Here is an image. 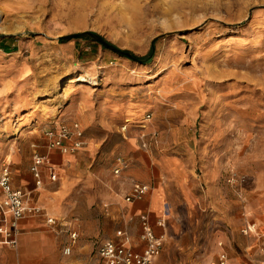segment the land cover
<instances>
[{
	"label": "rangeland",
	"instance_id": "374dc122",
	"mask_svg": "<svg viewBox=\"0 0 264 264\" xmlns=\"http://www.w3.org/2000/svg\"><path fill=\"white\" fill-rule=\"evenodd\" d=\"M88 30L139 56L155 45L154 57L58 39ZM61 126L68 145L82 142L75 151L50 145L46 131ZM35 150L50 158L41 186ZM164 156L179 160L190 198L168 180L177 210L155 264H213L221 250L263 264L264 0H0V174L9 165L43 209L22 220L17 246L0 247V264H99L100 243L125 226L127 171ZM119 157L131 165L117 174ZM47 214L77 224L70 257ZM32 234L54 245L46 258L29 252Z\"/></svg>",
	"mask_w": 264,
	"mask_h": 264
},
{
	"label": "built area",
	"instance_id": "2783aa9c",
	"mask_svg": "<svg viewBox=\"0 0 264 264\" xmlns=\"http://www.w3.org/2000/svg\"><path fill=\"white\" fill-rule=\"evenodd\" d=\"M150 117V115H148ZM46 135L50 140V145L61 149L63 152H69V149L75 151L82 144L77 140L72 145H68L72 133L66 126L58 129H48ZM77 136H82V131L77 132ZM50 162L48 155L35 150L33 155L32 172L35 176L38 186L43 183V171ZM129 167V161L124 157H119L114 171L119 174ZM52 180H56L57 175L54 168L50 169ZM151 190L149 184L134 181L130 192L126 196L127 202L141 199ZM43 209L29 199V193L13 183L12 170L6 165L0 174V245L16 246L19 241L20 221L29 215L42 213ZM166 215L162 217L159 224L166 225ZM46 220L51 228L60 230L69 235L64 253L70 255L76 244L79 234L71 227L66 218H58L46 215ZM143 237L147 240L146 248L139 252L129 247L131 234L129 231L120 229L117 231L119 240L106 239L100 243L98 253L100 257L99 264H155L156 259L163 248V238L155 234L148 219L143 221ZM264 251V247H263ZM213 264H233L229 254L223 250L219 253V258Z\"/></svg>",
	"mask_w": 264,
	"mask_h": 264
},
{
	"label": "crops",
	"instance_id": "0c3cea01",
	"mask_svg": "<svg viewBox=\"0 0 264 264\" xmlns=\"http://www.w3.org/2000/svg\"><path fill=\"white\" fill-rule=\"evenodd\" d=\"M130 165L131 164L129 163V167ZM144 169H146V171H144ZM147 169H149L150 172H147ZM127 172H128L127 174H128V179H129L128 180L129 192L132 188L134 181H139L145 184H149L151 186L150 192L147 195H145L143 198L137 199V200H134L133 202L128 203L129 206H127V209H126L127 217H126L125 226L118 229V230L124 229V230L129 231V233L131 234V242L129 244V247H131L135 251L141 252L147 246V240L143 237V231H144L143 221L145 219H148L151 223V226L155 234L163 238L165 236L164 230L167 227V221L170 220L172 215L177 210V205L175 203V200H173L172 198L164 199V197L166 196L165 192H166V185H167L168 180H173L176 183L180 184L185 189L184 195L188 199L190 198L189 192H188L189 179H188V175L186 174V172L183 169H181V165L179 163V160L176 158V156H168V157L164 156L163 158L161 157L160 159L153 160L152 164H150V162H142L140 160H135V162L132 164V167ZM206 181H211L210 174H207ZM18 187L22 188L24 191L29 193V199L31 201L39 203L37 194L36 195L34 194L33 189H30L27 186L26 187L18 186ZM214 192L216 193L219 192L218 187L216 189L209 188V192H208L209 194L212 195ZM158 196H161V199H162L160 203V207L157 204ZM165 212L167 213L166 225L162 226L161 224H159V222L161 221ZM29 216L24 217L22 220L29 218ZM22 220L20 221V234L23 229ZM67 220L70 222L71 227L74 230L78 231L77 224L73 223L69 219ZM48 226L50 227L49 224ZM50 229L57 234L64 233L60 230H55L51 227ZM108 239L119 240L120 237L117 235V232H116L115 237L108 238ZM19 240H20V235H19ZM23 240L28 244V249H29V252H31V254L33 253L39 256H43V257L45 256V258H46V255H45L46 252L44 248L47 249L48 247L49 252H50L51 247L54 248V245L50 246V244H48L47 246L45 244V240L43 239V237L37 234L27 235L24 237ZM18 244H19V241H18ZM76 244L74 245L73 251L70 255H66L65 253L64 255L67 257H70L74 252ZM5 246L15 247L12 245H0V247H5ZM263 247H264V244L261 246V252H262L261 254L264 257ZM98 256H99V253H98ZM229 257H230L231 262L235 264L232 257L230 255ZM47 260L48 262H50L51 260H54V259L53 257L50 256L48 257ZM99 263H100V257H99ZM262 263L264 264V260H262Z\"/></svg>",
	"mask_w": 264,
	"mask_h": 264
},
{
	"label": "water",
	"instance_id": "95a60500",
	"mask_svg": "<svg viewBox=\"0 0 264 264\" xmlns=\"http://www.w3.org/2000/svg\"><path fill=\"white\" fill-rule=\"evenodd\" d=\"M11 35H15V34H3V36H11ZM76 37H84V38L91 39L93 41L101 43L102 45H104L105 47L111 49L114 52H117V53H119L121 55H125V50H122L118 46L110 43L101 34H99L97 32H94V31H90V30L83 31V32H80V33L60 36V37H58V39L59 40H70V39L76 38ZM49 38H51V37H49Z\"/></svg>",
	"mask_w": 264,
	"mask_h": 264
},
{
	"label": "trees",
	"instance_id": "16d2710c",
	"mask_svg": "<svg viewBox=\"0 0 264 264\" xmlns=\"http://www.w3.org/2000/svg\"><path fill=\"white\" fill-rule=\"evenodd\" d=\"M155 51H156V46L153 45V47L150 50V52L147 55H145V56L135 55L134 53H132L130 51H127V50H125V56H128L131 59L136 60V61L147 63V62H150L153 59Z\"/></svg>",
	"mask_w": 264,
	"mask_h": 264
},
{
	"label": "bare ground",
	"instance_id": "6f19581e",
	"mask_svg": "<svg viewBox=\"0 0 264 264\" xmlns=\"http://www.w3.org/2000/svg\"><path fill=\"white\" fill-rule=\"evenodd\" d=\"M73 78H74V77H70V78L66 79V80H65L64 82H62V83H64L65 85H68V84H70V83L73 82ZM255 226H256V225H254V224L251 225L252 228H254Z\"/></svg>",
	"mask_w": 264,
	"mask_h": 264
}]
</instances>
